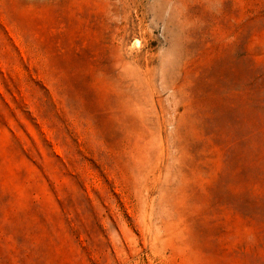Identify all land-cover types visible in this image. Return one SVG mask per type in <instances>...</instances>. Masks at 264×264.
I'll return each mask as SVG.
<instances>
[{"label": "rangeland", "instance_id": "rangeland-1", "mask_svg": "<svg viewBox=\"0 0 264 264\" xmlns=\"http://www.w3.org/2000/svg\"><path fill=\"white\" fill-rule=\"evenodd\" d=\"M0 264H264V0H0Z\"/></svg>", "mask_w": 264, "mask_h": 264}]
</instances>
